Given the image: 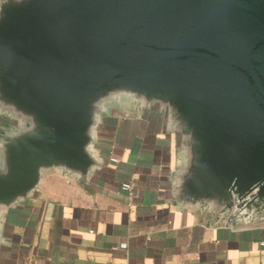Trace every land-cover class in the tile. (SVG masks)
<instances>
[{
	"label": "water",
	"instance_id": "95a60500",
	"mask_svg": "<svg viewBox=\"0 0 264 264\" xmlns=\"http://www.w3.org/2000/svg\"><path fill=\"white\" fill-rule=\"evenodd\" d=\"M115 109L175 134L178 209L264 223V0H0V250L48 175L92 182Z\"/></svg>",
	"mask_w": 264,
	"mask_h": 264
},
{
	"label": "crops",
	"instance_id": "0c3cea01",
	"mask_svg": "<svg viewBox=\"0 0 264 264\" xmlns=\"http://www.w3.org/2000/svg\"><path fill=\"white\" fill-rule=\"evenodd\" d=\"M176 146L163 116L115 109L96 146L102 169L87 187L50 174L10 210L0 264H264V223L222 226L173 203Z\"/></svg>",
	"mask_w": 264,
	"mask_h": 264
},
{
	"label": "built area",
	"instance_id": "2783aa9c",
	"mask_svg": "<svg viewBox=\"0 0 264 264\" xmlns=\"http://www.w3.org/2000/svg\"><path fill=\"white\" fill-rule=\"evenodd\" d=\"M131 188H132L131 185H126L123 187L124 190H130ZM217 224H220L222 226L231 227V226H236L237 224L239 225V222H237L233 214H230L227 217L220 219ZM252 224H258V223H252ZM244 226L247 227V225H244Z\"/></svg>",
	"mask_w": 264,
	"mask_h": 264
},
{
	"label": "rangeland",
	"instance_id": "374dc122",
	"mask_svg": "<svg viewBox=\"0 0 264 264\" xmlns=\"http://www.w3.org/2000/svg\"><path fill=\"white\" fill-rule=\"evenodd\" d=\"M3 122H7V120H5V119H4V121H3Z\"/></svg>",
	"mask_w": 264,
	"mask_h": 264
}]
</instances>
